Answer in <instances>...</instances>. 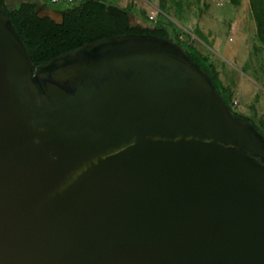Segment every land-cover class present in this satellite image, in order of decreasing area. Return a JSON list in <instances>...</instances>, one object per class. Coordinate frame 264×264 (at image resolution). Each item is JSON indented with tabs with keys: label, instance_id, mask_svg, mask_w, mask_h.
<instances>
[{
	"label": "water",
	"instance_id": "water-1",
	"mask_svg": "<svg viewBox=\"0 0 264 264\" xmlns=\"http://www.w3.org/2000/svg\"><path fill=\"white\" fill-rule=\"evenodd\" d=\"M0 264H264V136L169 38L35 65L0 8Z\"/></svg>",
	"mask_w": 264,
	"mask_h": 264
},
{
	"label": "trees",
	"instance_id": "trees-1",
	"mask_svg": "<svg viewBox=\"0 0 264 264\" xmlns=\"http://www.w3.org/2000/svg\"><path fill=\"white\" fill-rule=\"evenodd\" d=\"M226 1L232 6L241 3V0ZM0 8L18 31L35 65L105 37L148 34L169 38L208 75L233 114L264 136V114L246 116L235 108L232 91L221 84L208 55L195 47L191 37L166 17V0H160L154 20L140 12L147 26L131 23L133 5L122 7L106 0H61L56 4L39 0H0ZM248 9L255 24L256 41L264 47V0H248ZM48 10L59 11L60 19L52 18ZM195 35L202 37L199 29H195Z\"/></svg>",
	"mask_w": 264,
	"mask_h": 264
},
{
	"label": "rangeland",
	"instance_id": "rangeland-1",
	"mask_svg": "<svg viewBox=\"0 0 264 264\" xmlns=\"http://www.w3.org/2000/svg\"><path fill=\"white\" fill-rule=\"evenodd\" d=\"M106 1L122 7L133 5L135 9L132 12L131 23L143 26L149 24L143 22L140 12H144L147 17H152L151 19L154 20L160 5V0ZM43 2L49 3V0H43ZM166 9V17L186 32L191 37L195 47L206 55H213L211 51L212 42L214 48H217L219 52L222 47H234V45L242 47L240 42L244 38L248 45L257 43L255 24L249 13L248 0H241L238 6H232L226 0H166ZM48 13L55 20L60 19L59 11L48 10ZM195 29L200 30L202 37L199 38L195 35ZM230 36H236L235 40L228 41ZM257 45L260 46L259 43ZM249 92H254L253 86L249 87ZM255 93L258 96H264V89L256 88ZM237 108L238 106H236Z\"/></svg>",
	"mask_w": 264,
	"mask_h": 264
},
{
	"label": "crops",
	"instance_id": "crops-1",
	"mask_svg": "<svg viewBox=\"0 0 264 264\" xmlns=\"http://www.w3.org/2000/svg\"><path fill=\"white\" fill-rule=\"evenodd\" d=\"M235 38L236 36L232 40L228 38V41H234ZM240 43L242 47H222L219 52L212 42L213 55L208 57L221 84L232 91L235 108L238 106L237 110L246 116H261L264 114V96H258L255 90L264 89V47L257 43L248 45L245 38ZM250 86L254 87L253 93L249 92Z\"/></svg>",
	"mask_w": 264,
	"mask_h": 264
},
{
	"label": "built area",
	"instance_id": "built-area-1",
	"mask_svg": "<svg viewBox=\"0 0 264 264\" xmlns=\"http://www.w3.org/2000/svg\"><path fill=\"white\" fill-rule=\"evenodd\" d=\"M50 1V3H52V4H56V3H58V2H60L61 0H49ZM152 17H150V19H151ZM233 39V37L232 36H230L229 37V40H232Z\"/></svg>",
	"mask_w": 264,
	"mask_h": 264
}]
</instances>
